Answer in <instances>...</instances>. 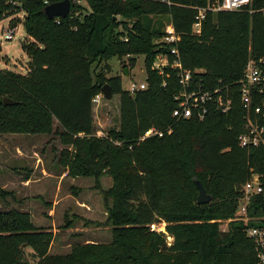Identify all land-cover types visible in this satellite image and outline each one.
Segmentation results:
<instances>
[{
    "label": "trees",
    "instance_id": "16d2710c",
    "mask_svg": "<svg viewBox=\"0 0 264 264\" xmlns=\"http://www.w3.org/2000/svg\"><path fill=\"white\" fill-rule=\"evenodd\" d=\"M58 1L0 0V20L13 16L10 24L17 25L23 12L28 36L22 45L30 58L26 72L0 67V133L56 130L67 145L60 156L67 174H110L113 238L50 252L52 230L38 227L30 211L0 208V264H257L247 229L264 225V197L253 196L246 220L236 210L253 170L264 184V145L239 144L246 112L239 80L250 57H264V0L241 11L208 10L199 34L193 33L197 8L211 0H86L89 8L73 0L67 16L49 18L45 7ZM166 23L180 41H161ZM173 45L204 88L228 91L227 111L210 102L203 118L173 114L178 69L155 63L160 52L172 59ZM139 54L146 87L132 92L120 73L107 74V61L127 56L134 64ZM106 82L120 94L121 123L99 135L93 102ZM6 95L18 102L4 104ZM152 126L163 134L141 139ZM197 179L211 201H197ZM182 188L189 200L181 198ZM158 220L165 230L152 228Z\"/></svg>",
    "mask_w": 264,
    "mask_h": 264
},
{
    "label": "rangeland",
    "instance_id": "374dc122",
    "mask_svg": "<svg viewBox=\"0 0 264 264\" xmlns=\"http://www.w3.org/2000/svg\"><path fill=\"white\" fill-rule=\"evenodd\" d=\"M74 1L89 8L86 0ZM23 15V12L19 14L22 22L17 25L10 24V17L0 20V67L26 72L30 58L22 45L28 36ZM164 21H167V16ZM10 27H17L16 36L7 40L3 34ZM107 62L112 67L107 74L120 73L125 88H130L132 82L139 84L146 81L144 54L136 55L134 64L127 56H113ZM93 109L97 134L104 135L112 128H119V93L111 99L101 93L99 100H94ZM54 125L58 126L57 120ZM146 136L144 133L141 139ZM66 146L56 130L38 134L0 133V208L30 211L38 227L52 230L54 239L50 252H70L76 243L110 242L113 238V225L108 219V204H111L112 198L106 196V190L113 185L110 174H103L97 179L93 175L72 176L66 173L62 181L44 176L43 168L56 174L66 172L60 163L61 150ZM28 178L31 180L27 181ZM2 189L9 192L1 193ZM181 198H191L188 189L182 188ZM151 226L165 230L166 222L158 220ZM221 227L227 229L228 219L221 221ZM30 249L26 248L29 254Z\"/></svg>",
    "mask_w": 264,
    "mask_h": 264
},
{
    "label": "built area",
    "instance_id": "2783aa9c",
    "mask_svg": "<svg viewBox=\"0 0 264 264\" xmlns=\"http://www.w3.org/2000/svg\"><path fill=\"white\" fill-rule=\"evenodd\" d=\"M160 2L170 3L169 0H156ZM252 0H211L206 7H200L193 24V33L201 32L202 20L205 18L206 12L209 11H241L247 9ZM47 2V1H46ZM250 11H254L250 9ZM264 12V6L260 9ZM15 17V16H14ZM11 19L13 18L10 17ZM10 19V21H11ZM17 27L8 28L3 34L4 38L11 40L16 36ZM166 34L161 41L167 43H175L181 40V36L177 33L172 23L167 24ZM174 57L171 59L167 53L160 52L155 61L160 70L166 65H171L178 69V81L180 90L176 94L179 104L174 108L173 114L177 117H189L197 115L203 118L208 111L210 102H214L217 107L223 111H227L231 106V98L228 91L223 92L221 88L209 89L204 88L202 84L195 79L194 70L185 67L181 58L177 45L170 47ZM264 57L256 59L250 57L243 77L240 82V95L245 112L244 130L239 134L238 141L241 146L264 145ZM198 70V69H197ZM146 87V82L139 84L132 82L130 90L134 92L136 89ZM101 93L94 97L95 101L99 100ZM153 133L163 134L155 126L145 131L146 135ZM262 174L252 171L250 178L243 184L242 193L239 197V206L236 210L237 217L242 219L248 218V206L255 194H261L264 197V184L261 180ZM154 224V223H152ZM151 224V225H152ZM153 228V227H152ZM248 234L256 240L257 264H264V225L251 226L247 229Z\"/></svg>",
    "mask_w": 264,
    "mask_h": 264
},
{
    "label": "water",
    "instance_id": "95a60500",
    "mask_svg": "<svg viewBox=\"0 0 264 264\" xmlns=\"http://www.w3.org/2000/svg\"><path fill=\"white\" fill-rule=\"evenodd\" d=\"M71 0H61L53 2L45 7V13L49 18L65 17L68 15L71 9ZM127 72V71H126ZM102 93L107 99H111L114 95L113 89L109 82L104 83L102 86ZM4 104H12L18 102L16 99L6 95L3 97ZM196 184L199 188L197 201L199 203L209 202L212 200V195L206 190V187L201 180L197 179Z\"/></svg>",
    "mask_w": 264,
    "mask_h": 264
},
{
    "label": "crops",
    "instance_id": "0c3cea01",
    "mask_svg": "<svg viewBox=\"0 0 264 264\" xmlns=\"http://www.w3.org/2000/svg\"><path fill=\"white\" fill-rule=\"evenodd\" d=\"M22 37H24V36H22ZM25 38V37H24ZM43 174H44V176H52V177H55V178H57V181L59 180V181H62L64 178H65V174H66V172L65 171H63L61 174H56V173H54V172H51V171H48L46 168H43ZM74 179V178H73ZM29 180H31V178H28L27 179V181H29Z\"/></svg>",
    "mask_w": 264,
    "mask_h": 264
}]
</instances>
